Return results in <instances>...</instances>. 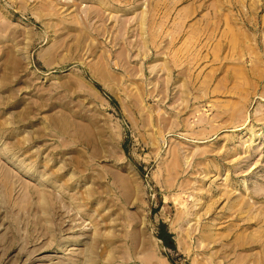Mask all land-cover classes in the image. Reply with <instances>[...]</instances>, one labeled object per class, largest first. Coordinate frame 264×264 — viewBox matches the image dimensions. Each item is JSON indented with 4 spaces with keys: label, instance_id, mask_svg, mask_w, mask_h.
I'll list each match as a JSON object with an SVG mask.
<instances>
[{
    "label": "rangeland",
    "instance_id": "obj_1",
    "mask_svg": "<svg viewBox=\"0 0 264 264\" xmlns=\"http://www.w3.org/2000/svg\"><path fill=\"white\" fill-rule=\"evenodd\" d=\"M0 264H264V0H0Z\"/></svg>",
    "mask_w": 264,
    "mask_h": 264
}]
</instances>
